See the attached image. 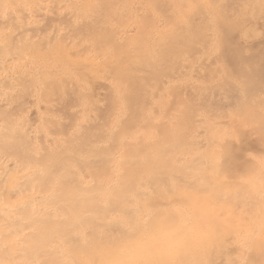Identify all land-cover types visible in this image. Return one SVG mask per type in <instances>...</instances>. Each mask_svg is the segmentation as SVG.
<instances>
[{"label": "rangeland", "instance_id": "374dc122", "mask_svg": "<svg viewBox=\"0 0 264 264\" xmlns=\"http://www.w3.org/2000/svg\"><path fill=\"white\" fill-rule=\"evenodd\" d=\"M0 136L69 169L63 264H264V0H0Z\"/></svg>", "mask_w": 264, "mask_h": 264}, {"label": "bare ground", "instance_id": "6f19581e", "mask_svg": "<svg viewBox=\"0 0 264 264\" xmlns=\"http://www.w3.org/2000/svg\"><path fill=\"white\" fill-rule=\"evenodd\" d=\"M1 137V136H0ZM5 139V138H4ZM4 139H1V140H4ZM9 139V138H8ZM7 139V140H8ZM6 140V139H5ZM11 140V139H10ZM15 140V139H14ZM12 142H14V141H12ZM10 143V142H9ZM4 144L6 145L7 144V142H5L4 141ZM9 145H11V144H9ZM9 145H7L8 147H9ZM6 146V147H7ZM13 146V147H12ZM16 146H17V143H16V145L14 146V144H12L11 145V147H5L7 150H9L10 148L12 149H17L16 148ZM4 148V149H5ZM6 150V151H7ZM12 152V151H11ZM15 152V151H14ZM16 153V152H15ZM25 153V152H24ZM23 153V154H24ZM11 154H13V153H11ZM17 154V153H16ZM20 155V154H19ZM29 155L30 154H28V156L26 157V155H23V160L25 159V161L27 160V158L29 157ZM0 156H2V154L0 155ZM13 156H15L14 154H13ZM9 157H10V155H9ZM12 157V156H11ZM31 157H32V155H31ZM1 158V160H2V157H0ZM16 158H18V157H16ZM52 158V157H51ZM133 158V157H132ZM35 160H36V158H34ZM58 159V158H57ZM0 160V161H1ZM21 160H22V158H21ZM38 160V159H37ZM51 160V159H50ZM62 160V159H61ZM6 161V160H5ZM48 161V160H47ZM69 161V160H68ZM2 163H4V160H2L1 161ZM49 162V161H48ZM65 162V161H64ZM148 162V161H147ZM16 163V166H17V163H19L18 161H16L15 162ZM21 163H23L22 161H21ZM32 163H33V161H32ZM46 162L44 161V164H45ZM52 163H55L56 164V162H52L51 161V164ZM1 164V163H0ZM4 164H6V163H4ZM3 164V166H1L2 167V169H4L5 167H6V165H4ZM36 164V163H35ZM61 164H63V163H61ZM10 165V164H9ZM9 165H7V167L5 168L7 171H0V264H63V258H64V256L63 255H65L66 256V254H67V252H64L63 253V251H64V249H72V248H74L75 247V245H74V242L76 241V240H78L77 239V235H75V233H73V232H70V233H72V234H74L73 235V237L74 236H76V237H71V235L72 234H70V236L69 237H71V239L70 240H66V241H69V242H67V245L69 246V248H68V246L66 245V241H65V237L67 238V236L69 235L68 233V231H67V228H66V232H65V227H64V224L62 225L59 221V219H62V217H63V215H64V219H65V213L67 214V209L64 207V206H62L60 203H62V202H60V203H56V202H52V200H54V199H56L57 198V200H58V198H61L62 199V197H63V192H62V189L64 190L65 188L67 189V187H66V185L64 184L66 181H67V183L69 182L68 181V178H67V180H66V177L67 176H70L71 177V175H69V174H67V172H66V170H69V169H66L65 167L63 168L62 167V169L61 168H56V167H58L57 166V164H56V166H54V167H44L45 168V170L43 169V168H39V170L37 169H35V170H32V171H30L31 169H29V170H26V169H28V168H26V169H23L24 170V173H21V174H19V175H16L15 174V172H14V170H15V167H14V170H13V172H14V174H12V173H10L9 172V169H7L8 167L10 168V166ZM15 165V164H14ZM24 165V164H23ZM26 165V164H25ZM28 165V164H27ZM31 165H33V164H31ZM37 165V164H36ZM39 165V164H38ZM40 165H41V163H40ZM42 165H43V163H42ZM49 165V164H48ZM5 166V167H4ZM20 166V165H19ZM22 166V165H21ZM21 166H20V168H17L18 170L19 169H21ZM62 166H64V164L62 165ZM0 167V168H1ZM4 167V168H3ZM60 167V166H59ZM13 168V167H12ZM33 168H34V166H33ZM32 168V169H33ZM47 168V169H46ZM56 170V171H58L59 169V171H61V172H59V174H61V173H64L63 171H65V173H66V177H63L64 176V174H62L63 176H61V175H59V174H57V173H55L56 171L54 170V169ZM2 169H0V170H2ZM4 169V170H5ZM11 169V168H10ZM42 169L44 170V171H42ZM64 169V170H63ZM12 170V169H11ZM10 170V171H11ZM26 170V171H25ZM41 170V171H40ZM63 170V171H62ZM128 170H130V169H128ZM20 171V170H19ZM93 171V170H92ZM101 171V170H100ZM126 171H127V169H126ZM133 171H135V170H133ZM107 172V171H106ZM105 172V173H106ZM128 172H130L131 173V170L130 171H128ZM18 173V172H17ZM20 173V172H19ZM98 173V172H97ZM76 174V173H75ZM75 174H74V176H75ZM93 174V173H92ZM111 174V173H110ZM127 174V173H126ZM133 174H136V171L135 172H133ZM156 174V173H155ZM86 175V174H85ZM94 175V174H93ZM107 175V174H106ZM106 175H104V176H106ZM125 175V174H124ZM128 175V174H127ZM126 175V176H127ZM137 175V174H136ZM135 175V177L134 178H136L137 176ZM141 175V174H140ZM96 176V175H95ZM131 176H132V174H131ZM130 176V179L132 180V177ZM143 176H145V175H143ZM69 177V178H70ZM122 177H123V175H122ZM121 177V178H122ZM120 178V179H121ZM124 178H126L125 176H124ZM127 178L129 179V176H127ZM125 179V180H122V181H124V184H125V182H127V180L128 179ZM63 179H65L66 181L64 182V180ZM75 179H76V177H75ZM95 179V178H94ZM146 179V178H145ZM150 179V178H149ZM157 179H158V177H157ZM71 180H72V178H71ZM77 180V179H76ZM96 180V179H95ZM109 180V179H108ZM134 180V179H133ZM133 180L131 181V182H133ZM137 180V179H136ZM135 180V181H136ZM73 181V180H72ZM116 181H118L117 179H116ZM134 181V182H135ZM138 181V180H137ZM136 181V182H137ZM154 181V180H153ZM51 184H50V183ZM64 182V183H63ZM94 182V181H93ZM133 182V183H134ZM53 183V184H52ZM66 183V184H67ZM72 183V182H71ZM122 184H123V182H121ZM128 183H129V181H128ZM127 183V184H128ZM137 183H139V182H137ZM150 183H151V181H150ZM154 183V182H153ZM50 184V185H49ZM84 184V183H83ZM88 184V182L86 183V185ZM114 184V183H113ZM140 184H142V183H140ZM65 186V187H62V186ZM70 185V184H69ZM42 186H47V187H50V189L51 190H49V191H47V188H43L44 189V191H43V189H42ZM98 186V185H97ZM107 186H108V184H107ZM121 186H123V185H121ZM124 186H126V184L124 185ZM134 186V185H133ZM127 187V186H126ZM134 187H136V186H134ZM75 188V187H74ZM113 188V187H112ZM114 188H116V187H114ZM121 188V187H120ZM129 188V187H128ZM131 188V187H130ZM142 188H144V187H142ZM69 189V188H68ZM75 189H77V188H75ZM111 189V188H110ZM124 189V188H123ZM126 189V188H125ZM124 189V190H125ZM156 189H158V188H156ZM70 190V189H69ZM114 190L115 189H113V192H114ZM123 190V191H124ZM45 191H47V192H45ZM110 191V190H109ZM116 191V190H115ZM126 191V190H125ZM129 191V190H128ZM127 191V192H128ZM68 192V191H67ZM67 192H65V193H67ZM71 194H73L72 193V190L71 191H69ZM74 192V191H73ZM87 192V191H86ZM69 193V194H70ZM115 193V192H114ZM120 195V197H122L121 196V193L120 192H118ZM118 193H116L117 195H118ZM124 193V192H123ZM122 193V194H123ZM134 193V192H133ZM132 194V193H131ZM75 195H78V193L77 194H75ZM124 195V194H123ZM129 195V194H128ZM67 196H70V195H68L67 194ZM66 196V197H67ZM126 196H127V194H126ZM115 197V196H114ZM64 198V197H63ZM71 198V197H70ZM123 198V197H122ZM124 198H126V197H124ZM61 199H59L60 201H61ZM69 199V198H68ZM121 199V198H120ZM63 200V199H62ZM122 200V199H121ZM128 199L126 198V201H127ZM123 201V200H122ZM72 202V201H71ZM78 202H81V201H78ZM100 202V201H99ZM116 202V201H115ZM70 203V202H69ZM63 204H64V202H63ZM99 204V203H98ZM118 204V203H117ZM128 204V203H127ZM126 204V205H127ZM66 205V204H65ZM68 205V204H67ZM72 205V204H71ZM120 205V204H119ZM70 206V205H69ZM87 207H88V204L86 205ZM98 206V205H97ZM100 206V205H99ZM99 206H98V208H99ZM102 206V205H101ZM100 206V207H101ZM110 206H112V205H110ZM115 208H119L118 206H115V205H113ZM128 206V205H127ZM62 207H64L66 210H65V213H64V211L61 209ZM90 207V206H89ZM88 207V208H89ZM96 207V206H95ZM63 208V209H64ZM75 210H76V206L75 207H73ZM72 208V209H73ZM78 208V207H77ZM109 208V207H108ZM114 208V209H115ZM62 210V212H60L61 210ZM87 209V208H86ZM92 210H93V208H91ZM91 209H90V211L87 213V214H89L90 216H91V214H90V212H91ZM141 210H142V208H140ZM79 210V209H78ZM113 210V209H112ZM116 210V209H115ZM120 210H121V208H120ZM122 210H123V208H122ZM125 210V209H124ZM67 211V212H66ZM80 212H81V210H79ZM85 211H88V210H85ZM94 211V210H93ZM103 211V210H102ZM105 211H107V210H105ZM116 211H118V210H116ZM115 211V212H116ZM127 210H125V213H129V211H127ZM152 211V210H151ZM79 212V213H80ZM84 212V211H83ZM82 212V214H83V216L86 214V213H83ZM99 212V211H98ZM121 212V211H120ZM124 212V211H123ZM122 212V213H123ZM63 215H62V214ZM94 213V212H93ZM113 213V212H112ZM69 214V213H68ZM67 214V217L66 218H70V220H72L71 219V215H68ZM86 214V215H87ZM100 214V213H99ZM102 214V213H101ZM100 214V215H101ZM115 214V213H114ZM155 214V213H154ZM158 214V213H157ZM86 215H85V217H86ZM98 215V214H97ZM129 215V214H128ZM127 215V216H128ZM69 216V217H68ZM78 216V215H77ZM92 216H94V215H92ZM125 216H126V214H125ZM170 216V215H169ZM104 217L106 218V219H108V215H107V217H106V215H104ZM104 217H102L103 219H105ZM80 217H78V219H79ZM95 218V217H94ZM100 219H101V216L99 217ZM143 218V217H142ZM168 218V217H167ZM170 218V217H169ZM58 221H57V220ZM81 219V218H80ZM85 219V218H84ZM98 219V218H97ZM145 219H146V217H145ZM69 220V221H70ZM74 221H75V219H73ZM88 220V219H87ZM122 220V219H121ZM63 221V220H62ZM61 221V222H62ZM65 221V220H64ZM68 220H66V223L67 222H69ZM99 221V220H98ZM106 221V220H105ZM152 221H154V220H152ZM76 222V221H75ZM93 222V221H92ZM94 222H95V220H94ZM63 223V222H62ZM69 224V223H68ZM70 224H72V222L70 221ZM77 224H79V222L77 223ZM93 224V223H92ZM128 224V223H127ZM67 225V224H66ZM80 225V224H79ZM78 225V226H79ZM104 224H102V226H103ZM168 225V224H167ZM166 225V226H167ZM73 226V225H72ZM81 226V225H80ZM96 226V225H95ZM159 226V225H158ZM166 226L165 227H161V228H164V230H167V229H165L166 228ZM169 226V225H168ZM71 225H69V229H73L74 227H75V225L73 226V227H71ZM85 227V229H87V227H86V225L84 226ZM83 227V228H84ZM94 227V226H93ZM105 227V226H104ZM157 227V226H156ZM160 227V226H159ZM158 227V228H159ZM80 229L82 228V227H79ZM171 229H169V227H168V230H172V229H174V228H172V227H170ZM78 229V228H77ZM90 229V228H89ZM92 229V228H91ZM111 229H113V227L111 228ZM128 229V228H127ZM151 229H153V227L151 228ZM74 230H75V228H74ZM154 230V229H153ZM162 230V229H161ZM81 231V232H80ZM84 231V229L83 230H79V232L80 233H82ZM89 230H85L83 233L85 234L84 236L87 238V236L88 235H86V234H89V232H88ZM116 231H118V230H116ZM86 232V233H85ZM88 232V233H87ZM92 232V231H91ZM94 232V231H93ZM114 232H115V230H114ZM136 232V231H135ZM103 233V232H102ZM112 233V232H111ZM118 233V232H117ZM132 233V232H131ZM166 233V232H165ZM169 233V232H168ZM176 234H174L175 236L176 235H178V234H180L179 232L177 233V232H175ZM65 234H67V236L65 235ZM90 234H92V233H90ZM141 234V233H140ZM152 234V236H153V233H151ZM80 235V234H79ZM94 235V234H93ZM102 236H103V234H101ZM114 235V234H113ZM133 235V234H132ZM132 235H131V238H132ZM135 235V234H134ZM83 236V235H82ZM101 236V237H102ZM104 236H105V232H104ZM103 236V237H104ZM109 236V235H108ZM107 236V237H108ZM151 236V237H152ZM168 236H170V235H168ZM172 236V235H171ZM93 237H95V236H93ZM100 237V238H101ZM165 238L167 237V234H166V236H164ZM173 237V236H172ZM184 237V236H183ZM84 239L83 238V240L85 241H88L87 239ZM96 238V237H95ZM127 238H130V237H127ZM164 238V239H165ZM180 238V237H179ZM182 238V237H181ZM186 238V237H185ZM72 239H74L73 240V242L70 244V241L72 240ZM89 239H90V237H89ZM107 239V238H106ZM112 239V238H111ZM159 238L157 237V240H158ZM162 239H163V237H162ZM177 239L178 238H176V239H170L169 238V241L170 240H172L173 242L172 243H174V242H176L177 241ZM183 239V238H182ZM189 239V238H188ZM110 240V239H109ZM133 240V239H132ZM150 240H151V238H150ZM152 240H156V239H152ZM161 240V239H160ZM174 240H176V241H174ZM179 240H181V239H179ZM179 240H178V243H179ZM80 241H82L81 240V238H80ZM84 241H82L81 242V244H83L82 246H84V244L85 243H87V242H84ZM102 241H103V239H102ZM102 241H100V244L99 245H101V247H99V248H95L96 250H100V248H101V250H103L104 248H102V246H103V244L105 243V242H103V244H101V242ZM108 241V240H107ZM168 241V243H170L171 244V241L169 242ZM188 241V240H187ZM93 242V241H92ZM129 242V241H128ZM128 242H127V245L129 246V244L130 245H132L131 244V242L128 244ZM134 242V241H133ZM132 242V243H133ZM146 244L147 243H149V241H144ZM143 242V243H144ZM80 242H79V240H78V242H76L75 244H76V249H77V245L79 244ZM98 243V242H97ZM151 243V242H150ZM158 243V242H157ZM160 243V242H159ZM177 243V244H178ZM74 245V246H71L70 247V245ZM89 246L88 247H86V249L87 250H89L88 248H90L91 247V242L89 241V243H87ZM94 244V243H93ZM92 244V245H93ZM110 244L112 245V243H111V241H110ZM86 245V244H85ZM95 245H97V244H95ZM110 245V248H109V250L111 249V247L113 248V246H111ZM123 245V244H122ZM125 245V244H124ZM123 245V246H124ZM138 245H139V243H138ZM155 245V244H154ZM167 245V242H166V244L164 245V246H166ZM176 245V244H175ZM179 245V244H178ZM67 248H66V247ZM87 246V245H86ZM128 246H127V248H128ZM151 246V245H150ZM162 246V245H161ZM185 246V245H184ZM79 247H80V245H79ZM106 249H108V246H104ZM136 248H138L137 246H135ZM152 247V246H151ZM171 247V246H170ZM121 248V245H120V247L119 248H117L116 250L115 249H112L114 252H116V251H118V252H120V249ZM126 248V247H125ZM136 248H135V250H136ZM144 248L145 247H143V249L141 248L140 250H144ZM92 249H94V248H92ZM146 249H147V247L145 248V251H146ZM157 249V248H156ZM178 249V248H177ZM68 250H66V251H68ZM72 250H74L75 251V249H72ZM71 250V251H72ZM82 250H83V247H82ZM91 250V249H90ZM98 250V251H99ZM126 250H130V249H126ZM140 250H139V252H140ZM154 250V249H153ZM169 250V249H168ZM168 250H166V252H168ZM71 251H70V253H71ZM94 251V250H93ZM93 251H92V253H93ZM106 251V250H105ZM142 251H141V253H142ZM79 252H81V249H80V251ZM79 252H78V249L76 250V254L78 253V257H80V255H82L81 256V258H79V259H87V254L85 255H83V254H79ZM97 252V251H96ZM100 252V251H99ZM99 252H97V253H99ZM107 252V253H106ZM105 253H106V255L104 254V259L103 260H105V259H109V260H105L104 262H106V264H108V263H110V264H113V263H115V261L117 262V260L115 259L116 258V256L115 257H113L114 259H115V261L114 260H112L113 258L111 257V256H114V255H112V254H114L112 251V254H110V252L108 253V251H106ZM121 252H122V250H121ZM124 252H125V250H124ZM144 252V251H143ZM150 252V251H149ZM152 252V251H151ZM66 253V254H65ZM74 253V252H73ZM86 253V252H85ZM90 253V252H89ZM88 253V254H89ZM101 253H103V251H101ZM136 253V252H135ZM63 254V255H62ZM72 254V253H71ZM94 254H95V252H94ZM94 254H93V256H94ZM107 254H110V255H108L107 256ZM138 254V253H137ZM137 254H136V256H137ZM144 254H147V253H145L144 252ZM150 254V253H149ZM149 254H147V256L149 255ZM69 253L67 254V256H68V258H69ZM73 255V257H75L76 255H75V253L74 254H72ZM72 255H70V257L72 256ZM75 255V256H74ZM90 255H91V253H90ZM99 255H101V254H99ZM117 255H118V253H117ZM126 255V254H125ZM130 255V254H129ZM129 255H126L127 257H129ZM142 255V254H141ZM54 256V257H53ZM84 256H86V257H84ZM103 256V255H102ZM109 256H110V258H109ZM121 256H122V254H121ZM120 256V257H121ZM83 257V258H82ZM90 257V261H93V259H94V257H92V255L91 256H89ZM92 257V258H91ZM96 258H99V257H97V256H95ZM131 257V256H130ZM77 258V257H76ZM100 258H101V256H100ZM100 258L99 259H97V260H100ZM126 257H124V256H122L121 257V259L120 260H126V259H129V258H126ZM132 258V260H133V257H131ZM135 258V257H134ZM138 258H139V256H138ZM173 258V257H172ZM65 260H66V258H64ZM69 259H71L72 260V258H69ZM92 259V260H91ZM137 259V258H136ZM88 260V259H87ZM88 260V261H89ZM111 260V262H109ZM119 260V257H118V262L120 261ZM135 260V259H134ZM133 260V261H134ZM144 260V259H143ZM79 262V260L77 259V260H74L73 259V263H75V262ZM81 261V260H80ZM88 261H86V260H84V261H82V263L83 264H87L86 262H88ZM88 262V263H92V262ZM95 261H96V259H95ZM94 261V263H96L97 264V262H95ZM101 261L102 260H100V261H98V263L100 262V264H102L103 263V261H102V263H101ZM114 261V262H113ZM129 261V260H128ZM127 261V262H128ZM130 261H131V259H130ZM130 261H129V263H130ZM76 262V263H77ZM108 262V263H107ZM113 262V263H112ZM122 262V261H121ZM121 262H119L118 264H120ZM66 263H70V262H68V259H67V262ZM65 263V264H66ZM75 263V264H76ZM81 263V264H82ZM72 264V263H71ZM80 264V263H79ZM105 264V263H104ZM117 264V263H116ZM122 264V263H121ZM125 264H128V263H126L125 262Z\"/></svg>", "mask_w": 264, "mask_h": 264}]
</instances>
